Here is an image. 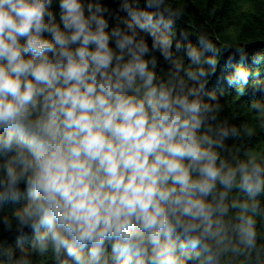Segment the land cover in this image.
I'll use <instances>...</instances> for the list:
<instances>
[{
  "label": "clouds",
  "instance_id": "1",
  "mask_svg": "<svg viewBox=\"0 0 264 264\" xmlns=\"http://www.w3.org/2000/svg\"><path fill=\"white\" fill-rule=\"evenodd\" d=\"M180 14L167 0H0V207L15 206L0 222L28 229L38 255L259 261L264 150L227 143L254 128L218 119L205 83L218 51L207 34L176 39ZM236 52L228 83L244 92L252 72ZM252 109L264 127V101Z\"/></svg>",
  "mask_w": 264,
  "mask_h": 264
},
{
  "label": "trees",
  "instance_id": "2",
  "mask_svg": "<svg viewBox=\"0 0 264 264\" xmlns=\"http://www.w3.org/2000/svg\"><path fill=\"white\" fill-rule=\"evenodd\" d=\"M167 2L173 10H181L174 27L176 39H182L180 34L185 33L195 44L197 37L207 34L215 44L218 51L215 58L217 67L214 74L210 72L205 83L206 91L216 95V100L212 102L221 105L218 119L227 120L230 125L236 126L247 123L254 128L251 137H241L234 144L231 140L227 143L234 149L264 150V127L254 121L255 109L250 110L253 98L264 101V61L254 64L252 59L254 54L264 55V0H167ZM246 4L249 8L242 11ZM109 6L116 7L113 3ZM231 25L234 27L233 30H229ZM238 48L241 54L246 53L249 57L245 65L238 66H246L252 72L244 92H238L228 83L240 59V54L236 52ZM229 57L233 59L229 61ZM253 90H256L255 93ZM14 207L11 204L0 207V220L3 216L11 217ZM256 220L259 245L264 242V222H261L259 216ZM9 253L14 257L27 253L32 257V264H56L51 253L43 256L36 253L32 246L31 232L25 229L22 235L16 230L15 220L12 229H7L0 222V264H8ZM259 254L258 261L255 250L251 252L245 250L243 254L233 256L231 264H264V249H260Z\"/></svg>",
  "mask_w": 264,
  "mask_h": 264
},
{
  "label": "rangeland",
  "instance_id": "3",
  "mask_svg": "<svg viewBox=\"0 0 264 264\" xmlns=\"http://www.w3.org/2000/svg\"><path fill=\"white\" fill-rule=\"evenodd\" d=\"M249 8V5L248 4H246V5H244L243 7H242V11H245V10H247ZM234 29V27H233V25H231L230 27H229V30H233Z\"/></svg>",
  "mask_w": 264,
  "mask_h": 264
}]
</instances>
